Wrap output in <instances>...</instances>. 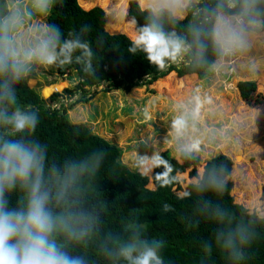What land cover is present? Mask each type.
<instances>
[{
	"label": "clouds",
	"instance_id": "clouds-1",
	"mask_svg": "<svg viewBox=\"0 0 264 264\" xmlns=\"http://www.w3.org/2000/svg\"><path fill=\"white\" fill-rule=\"evenodd\" d=\"M62 4L63 0H0V264H89L74 248L86 244L98 227L99 217L83 205L79 193L82 178L95 172L102 154L48 166L46 145L33 135L40 119L38 110L21 104L16 94L15 86L39 68L75 62L83 72H94V51L82 38L88 26L65 36L47 19L54 6ZM261 4L264 0H218L214 9L203 10V21L189 24V36L184 37L165 31L163 22L183 19L192 0H141L146 23L135 31L130 51L142 53L158 68L169 60L182 63L185 55L199 66L210 51L217 58L233 56L249 45V28L242 17L259 15ZM178 55L182 59H176ZM198 109V102L190 106L178 101L175 105L170 144L178 156L197 153L201 135L210 131L197 134ZM152 161L165 163L158 156ZM226 175L223 165L209 167L193 179V189L197 193L221 192ZM163 209L168 211L169 206L165 204ZM207 219L218 225L216 247L233 264L242 261L243 249L251 241L248 227L231 224L219 205L211 206ZM125 232L126 236L108 234L101 242L100 250L111 264H165L163 241L146 238L138 222H130Z\"/></svg>",
	"mask_w": 264,
	"mask_h": 264
},
{
	"label": "trees",
	"instance_id": "trees-1",
	"mask_svg": "<svg viewBox=\"0 0 264 264\" xmlns=\"http://www.w3.org/2000/svg\"><path fill=\"white\" fill-rule=\"evenodd\" d=\"M88 2L82 4L81 0H63L62 5L54 6V11L47 18L49 22L57 24L65 36L82 25L89 28L82 38L89 42L94 51V72H83L75 62L54 65L60 76L77 78L78 82L73 88L64 90L69 96L80 93L81 99L86 100L88 88L92 96L96 86L101 83H105L106 91L126 93L145 85L150 92L155 91L153 86L167 87L164 90L167 97L186 103L194 95L198 82L218 60L226 63V69H222L225 72V85L221 88L231 89L233 95L240 97L264 122V69L256 70L258 65L264 66V62L256 60L254 55L247 57L253 49L239 52L243 59H250L246 69L253 68L251 71L235 67V61L244 62L237 57L238 54L217 58L211 51L206 62L199 66L192 64L185 55L182 63L169 60L164 67L158 68L148 63L142 53L133 54L130 51L131 38L146 23L141 0ZM217 3L218 0H192L191 9L183 19L164 20L165 31L188 37L189 24L203 21V10L214 9ZM258 9L259 15L249 13L242 20L249 28V45L252 37L264 46V4L258 5ZM237 10L225 9L227 12ZM55 85L44 86L43 93L48 94L61 86ZM15 87L18 101L38 110L40 119L33 135L46 145L48 166L59 167L69 158L91 160L93 154H102L95 172L86 174L80 183V193L83 195H79L83 205L99 217L98 227L86 244L74 248L76 253L88 259L89 264H111L100 250L101 242L108 234L126 236L125 228L130 222H138L146 238L163 241L161 254L165 264H233L214 243L218 225L207 219L212 205H219L231 224H244L251 232V241L243 249L244 259L237 264H264V212L248 208L247 204L251 201L240 202L233 194L238 181L230 177L232 162L228 156L218 154L203 161L194 155L170 156L164 150L159 158L165 163L141 162L138 169L133 171L122 163V159L118 160L120 151L115 143L93 133L85 124L70 121L67 110L73 102L66 107L62 104L53 107L46 103L55 101L57 93L43 99L26 82ZM160 99L157 97L161 106L164 102ZM220 165L227 169L224 189L221 192L197 193L192 186L193 179L202 170ZM12 198L15 200V193ZM165 204L169 206L168 211L163 209Z\"/></svg>",
	"mask_w": 264,
	"mask_h": 264
},
{
	"label": "rangeland",
	"instance_id": "rangeland-1",
	"mask_svg": "<svg viewBox=\"0 0 264 264\" xmlns=\"http://www.w3.org/2000/svg\"><path fill=\"white\" fill-rule=\"evenodd\" d=\"M81 2L89 3L88 0ZM250 39L251 44L245 50L253 51L247 57L254 55L256 60L264 62V46L252 37ZM237 54L233 56L241 59L242 53ZM182 57L178 55L175 58ZM243 61H235V67L251 71L253 68L246 69L250 59ZM233 63L232 59L231 65ZM225 64L218 60L213 63L211 71L206 72L196 85L194 95L186 102L190 106L199 103L197 134L210 130L201 135L199 151L194 156L203 161L218 154L228 156L232 162L230 177L238 181L233 194L240 202L251 201L247 204L248 208L264 212V122L240 97H235L231 89L221 88L225 85V72L222 70L226 69ZM263 69L262 64L256 68L258 71ZM73 77L60 76L54 66H49L37 69L26 84L43 99L57 93V99L52 103L47 102V105L60 107L62 104L66 107L73 102L67 110L70 121L85 124L93 133L115 143L120 151L118 160L122 159L129 168H137L141 162L152 161L154 156L159 157L164 150L170 156L176 154L170 144V121L175 114L177 100L166 96L164 90L167 87L152 85L155 91L150 92L142 85L126 93L119 90L106 91L105 83H101L96 86L92 96L88 88L86 100H82L80 93L69 96L64 91L73 88L78 82ZM55 84L61 86L48 94L43 93L44 86ZM157 97L161 98L163 105L158 104Z\"/></svg>",
	"mask_w": 264,
	"mask_h": 264
}]
</instances>
